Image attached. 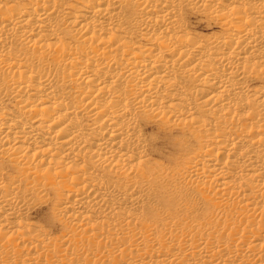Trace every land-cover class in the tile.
I'll use <instances>...</instances> for the list:
<instances>
[{"label": "bare ground", "instance_id": "1", "mask_svg": "<svg viewBox=\"0 0 264 264\" xmlns=\"http://www.w3.org/2000/svg\"><path fill=\"white\" fill-rule=\"evenodd\" d=\"M0 264H264V0H0Z\"/></svg>", "mask_w": 264, "mask_h": 264}, {"label": "rangeland", "instance_id": "2", "mask_svg": "<svg viewBox=\"0 0 264 264\" xmlns=\"http://www.w3.org/2000/svg\"><path fill=\"white\" fill-rule=\"evenodd\" d=\"M187 20L190 23H195L197 21H200V23H201L200 26L198 25L197 28H195V30L197 33L202 34L203 36H206V35L210 36L211 34H215L218 31V29L214 26H211L209 29H207L208 25L206 23V20L202 19L198 15L189 14V16H187ZM192 28H194V27H192ZM155 131H156V129L152 130V132H155ZM162 138H163V136H161L160 138H157L155 143L153 144L152 152L155 155V157L159 156V158H160V156L165 155L168 151L167 144ZM53 207L54 206H53L52 202H48L46 204V206L41 207L40 209L39 208L34 209V212L45 213V212H48L49 209H51ZM124 258L125 259L127 258L126 252H122L120 255H118L117 260H124Z\"/></svg>", "mask_w": 264, "mask_h": 264}]
</instances>
